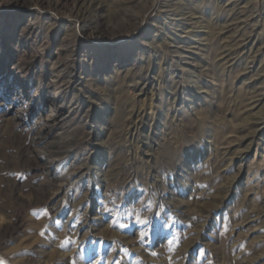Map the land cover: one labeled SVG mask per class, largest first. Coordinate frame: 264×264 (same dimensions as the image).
<instances>
[{
  "label": "rangeland",
  "instance_id": "1",
  "mask_svg": "<svg viewBox=\"0 0 264 264\" xmlns=\"http://www.w3.org/2000/svg\"><path fill=\"white\" fill-rule=\"evenodd\" d=\"M263 71L264 0H0V264H264Z\"/></svg>",
  "mask_w": 264,
  "mask_h": 264
},
{
  "label": "bare ground",
  "instance_id": "2",
  "mask_svg": "<svg viewBox=\"0 0 264 264\" xmlns=\"http://www.w3.org/2000/svg\"><path fill=\"white\" fill-rule=\"evenodd\" d=\"M258 81H259V82L261 81L260 83L264 84V71L262 72V74H261V76L259 77ZM263 89H264V88H262L260 91L262 92ZM257 102H258V101H257ZM254 125H255V124H254ZM255 127H256V125H255ZM261 132H262V129H260V128L257 129V128H256L255 131H254V133H255L254 135H257L258 133H261Z\"/></svg>",
  "mask_w": 264,
  "mask_h": 264
}]
</instances>
